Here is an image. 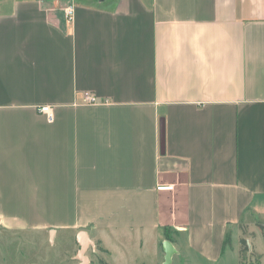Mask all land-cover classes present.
Returning a JSON list of instances; mask_svg holds the SVG:
<instances>
[{"label":"crops","instance_id":"crops-1","mask_svg":"<svg viewBox=\"0 0 264 264\" xmlns=\"http://www.w3.org/2000/svg\"><path fill=\"white\" fill-rule=\"evenodd\" d=\"M258 237L264 0H0V264H239Z\"/></svg>","mask_w":264,"mask_h":264},{"label":"rangeland","instance_id":"rangeland-1","mask_svg":"<svg viewBox=\"0 0 264 264\" xmlns=\"http://www.w3.org/2000/svg\"><path fill=\"white\" fill-rule=\"evenodd\" d=\"M259 223L256 224V232H261L259 226H257ZM250 228H245V231H243L244 236L246 238L250 237L251 234L249 233ZM256 245L258 246L259 254L261 255V258H258L255 256V254H251L250 252L247 253V258L245 260V264H264V242L259 237L256 239ZM68 244H62L59 245L58 243L56 245L50 244L49 242L43 245H39L35 249L34 253H28L26 249H24L23 246L17 247L15 245V249L19 248V251H21V256L18 255V257H13L10 261L11 264H61L62 259L65 257V254H68L70 252V248L67 247ZM94 250V251H93ZM20 253V252H19ZM18 253V254H19ZM95 249L91 248L90 251L87 253V255L90 257V259H93L94 264L96 263L95 260ZM98 254V253H97ZM69 255V254H68ZM34 256H38V258L34 259ZM113 257V255H112ZM107 259L109 262L112 261V258L108 257ZM114 260V259H113Z\"/></svg>","mask_w":264,"mask_h":264},{"label":"built area","instance_id":"built-area-1","mask_svg":"<svg viewBox=\"0 0 264 264\" xmlns=\"http://www.w3.org/2000/svg\"><path fill=\"white\" fill-rule=\"evenodd\" d=\"M66 16L68 19H71L73 13H74V8L73 6H69L65 9ZM83 103L86 105H98L100 103L97 102V99L95 96L91 94H85ZM38 111L43 114L46 117V120L48 122H52V107L48 105L40 106L38 108ZM158 191H171L173 189L172 186H158Z\"/></svg>","mask_w":264,"mask_h":264},{"label":"water","instance_id":"water-1","mask_svg":"<svg viewBox=\"0 0 264 264\" xmlns=\"http://www.w3.org/2000/svg\"><path fill=\"white\" fill-rule=\"evenodd\" d=\"M85 248H86V244H85V242H82V248L80 250L79 255H81L85 251ZM163 251L165 253L164 264H171V258L173 256V254L175 253V251L172 248V245L168 241H165L163 243Z\"/></svg>","mask_w":264,"mask_h":264},{"label":"trees","instance_id":"trees-1","mask_svg":"<svg viewBox=\"0 0 264 264\" xmlns=\"http://www.w3.org/2000/svg\"><path fill=\"white\" fill-rule=\"evenodd\" d=\"M228 244V240H226L225 245ZM249 251V247L247 244V241L244 238H241L239 241V256H240V262L239 264H245V260L247 258V253ZM99 264H106L103 261H99Z\"/></svg>","mask_w":264,"mask_h":264}]
</instances>
